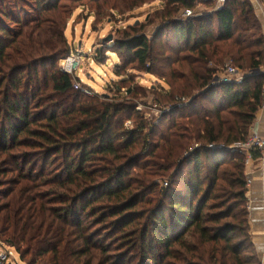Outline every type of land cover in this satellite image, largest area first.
<instances>
[{
    "label": "trees",
    "instance_id": "obj_1",
    "mask_svg": "<svg viewBox=\"0 0 264 264\" xmlns=\"http://www.w3.org/2000/svg\"><path fill=\"white\" fill-rule=\"evenodd\" d=\"M157 2L152 38L137 25L106 47L123 59L118 76L131 66L167 83L156 96L165 103L157 121L137 111L143 88L134 85L122 103L91 99L60 68L71 48L44 54L30 40L45 14L58 18L73 6L104 18ZM0 3L9 39H0V246L22 264H262L247 152L236 147L248 141L263 100L264 26L252 0L188 19L180 13L194 0ZM23 4L37 20L15 13ZM96 58L104 61L105 50ZM228 63L254 74L214 84Z\"/></svg>",
    "mask_w": 264,
    "mask_h": 264
},
{
    "label": "rangeland",
    "instance_id": "obj_2",
    "mask_svg": "<svg viewBox=\"0 0 264 264\" xmlns=\"http://www.w3.org/2000/svg\"><path fill=\"white\" fill-rule=\"evenodd\" d=\"M257 3L255 2V5L258 7V10H260L261 13L259 14H261L264 19V8L259 2ZM159 5L160 3L157 2L152 5L138 8L131 13L129 12L124 15L114 13L104 18H97L95 12H92V10L90 11L83 7L75 8L72 6L70 12H65L59 15L58 18L57 15L54 14L53 16L45 14V18L48 19V21L44 22L41 28L36 27L37 32L34 33V36L30 40H33L35 44H39L42 48L41 53L44 54H48L49 52L52 53V51L53 53L61 52L65 48H71L73 50V60L69 61L70 69L73 71V77L79 79L78 82H75L79 88L77 89V87H75V89L80 90L91 99L108 101L110 103H122L120 97H123V94H129L134 85L143 88L147 92V97L139 96L137 100H135L139 103L137 111L144 116V119L150 121L156 119L157 121L162 117L165 103L157 101L156 96L162 99L159 90L161 86L168 88L167 83L157 76L133 70L131 66H129L126 71L121 70L122 75L118 76L117 71L121 69L123 59L120 58L118 54L111 52L112 50L109 49L108 51L106 47H109L115 40L121 38L123 32L128 31L129 27H136L137 25L141 27L145 26L143 32L148 37L152 38L158 26V23L155 22L154 24L152 21L155 10L157 9H155V7L159 8ZM22 6L25 7V9L22 8ZM22 6H20L15 13H20V16L23 18L25 14H28V11H32V17H27L26 19H30V21L38 19V12L35 9L28 7V4H23ZM6 7L7 6L0 3V10ZM206 8L209 10L211 6L207 5ZM51 20L59 22L60 27H53L52 22H50ZM148 22H150V24L147 26ZM33 24H36V22ZM11 27L14 29L16 25L12 23ZM54 28L58 29L57 33L54 32ZM62 28L64 30V38L60 40L59 35H62ZM172 31L173 30H169L167 32L166 39L174 43L175 40L171 37L173 35ZM109 38L112 40L108 41ZM0 39L3 41L9 40L3 33H0ZM44 48L49 49V52L44 50ZM98 49L105 50L106 58L100 63L96 60ZM106 51L108 52L106 53ZM67 61L68 57L60 62L59 65L61 69H63ZM261 71L264 73V67ZM240 72L241 75H245L246 77L253 74L252 72L246 71ZM125 77L130 79V81L123 84L122 80ZM118 85L125 87L121 93L118 91ZM127 88H130L128 92L126 91ZM186 102H188V100H186ZM134 118L126 122V126H132L135 120ZM246 155L248 159V152ZM247 163L246 161V166ZM1 253L9 254L8 264H22L19 255L13 249L0 246V254ZM258 257L262 261V264H264V251H258Z\"/></svg>",
    "mask_w": 264,
    "mask_h": 264
},
{
    "label": "built area",
    "instance_id": "obj_3",
    "mask_svg": "<svg viewBox=\"0 0 264 264\" xmlns=\"http://www.w3.org/2000/svg\"><path fill=\"white\" fill-rule=\"evenodd\" d=\"M197 3V6L195 9L186 8L181 11L180 18L188 19V18H194L199 16H208L212 14L215 10L222 7L227 0H194ZM254 2V0H252ZM257 3V0H255ZM254 2V3H255ZM210 5L211 9H207L206 6ZM258 13H261L260 10H258ZM73 60V55L71 54L68 57V61L66 65L63 67V71L67 72L69 74H73V71L70 69V62ZM254 74V73H253ZM246 78L245 75H241L240 70H238L232 63H228L224 68L219 71L215 78H214V84L222 83H242L244 79ZM75 87L77 89L79 86L75 83ZM184 101V100H183ZM184 104H187L188 102H183ZM264 110V90H263V100H262V108ZM238 149L241 151L248 152V159L247 162H249L252 157L249 153L250 150H259L262 152V157L264 153V138L254 135L249 137L248 141L244 144L236 145ZM253 160V159H252ZM248 164V163H247ZM251 185V181H248L247 186L249 187ZM263 210H264V199H263ZM254 234V233H253ZM256 234H254V239L257 245L261 246L264 251V238L261 240H258V238L255 237ZM9 262V254L7 253H1L0 254V264H8Z\"/></svg>",
    "mask_w": 264,
    "mask_h": 264
},
{
    "label": "crops",
    "instance_id": "obj_4",
    "mask_svg": "<svg viewBox=\"0 0 264 264\" xmlns=\"http://www.w3.org/2000/svg\"><path fill=\"white\" fill-rule=\"evenodd\" d=\"M264 26V19H263ZM258 135L264 138V110L261 109L257 114V118L252 126L250 137ZM247 181H251L248 187L250 225L251 230L256 234V238L261 240L264 238V153L263 157L258 160H250L246 166ZM263 251V248L260 246Z\"/></svg>",
    "mask_w": 264,
    "mask_h": 264
},
{
    "label": "water",
    "instance_id": "obj_5",
    "mask_svg": "<svg viewBox=\"0 0 264 264\" xmlns=\"http://www.w3.org/2000/svg\"><path fill=\"white\" fill-rule=\"evenodd\" d=\"M111 40H112L111 38L108 39V41H111Z\"/></svg>",
    "mask_w": 264,
    "mask_h": 264
}]
</instances>
